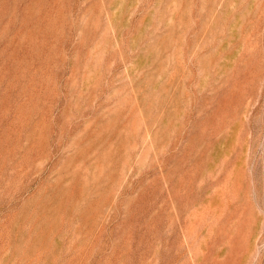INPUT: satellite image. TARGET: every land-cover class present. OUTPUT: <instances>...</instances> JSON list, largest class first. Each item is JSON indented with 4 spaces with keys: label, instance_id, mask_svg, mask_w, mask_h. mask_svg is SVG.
Instances as JSON below:
<instances>
[{
    "label": "rangeland",
    "instance_id": "rangeland-1",
    "mask_svg": "<svg viewBox=\"0 0 264 264\" xmlns=\"http://www.w3.org/2000/svg\"><path fill=\"white\" fill-rule=\"evenodd\" d=\"M0 264H264V0H0Z\"/></svg>",
    "mask_w": 264,
    "mask_h": 264
}]
</instances>
